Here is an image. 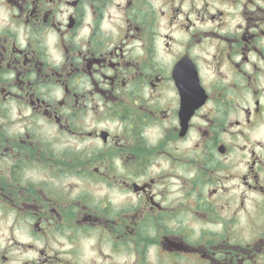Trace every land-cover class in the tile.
Returning a JSON list of instances; mask_svg holds the SVG:
<instances>
[{
  "label": "flooded vegetation",
  "instance_id": "obj_1",
  "mask_svg": "<svg viewBox=\"0 0 264 264\" xmlns=\"http://www.w3.org/2000/svg\"><path fill=\"white\" fill-rule=\"evenodd\" d=\"M0 264H264V0H0Z\"/></svg>",
  "mask_w": 264,
  "mask_h": 264
}]
</instances>
